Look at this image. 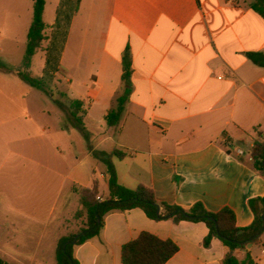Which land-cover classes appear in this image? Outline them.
Returning a JSON list of instances; mask_svg holds the SVG:
<instances>
[{
    "label": "crops",
    "instance_id": "crops-1",
    "mask_svg": "<svg viewBox=\"0 0 264 264\" xmlns=\"http://www.w3.org/2000/svg\"><path fill=\"white\" fill-rule=\"evenodd\" d=\"M253 2L46 0L47 40L34 58L42 57V72L49 67L52 83L67 85L70 105L82 102L90 140L74 118L66 119L55 93L50 98L42 92L57 105L42 109L49 121L36 136L46 143L39 148L43 154L13 156L23 165L38 161L48 173L43 192L57 197L49 208L25 198L0 200L1 259L55 264L57 243L68 236L70 225L71 206L64 196L73 186L91 189L96 181L100 199L110 197V175L96 152L127 154L113 159L126 188H152L159 202L186 211L198 204L210 213L228 208L239 229L252 225L250 202L264 198V177L249 154L264 140V18L252 9ZM27 23L28 37L32 21ZM7 42L0 32V60L18 69L27 39L23 57L15 55V39L10 46ZM127 51L132 94L119 125L111 128L106 117L123 89ZM16 60L20 66L9 63ZM20 120L34 122L27 110ZM142 233L178 246L166 264H223L227 254L219 239L204 244L206 224L154 221L136 208L109 213L100 235L75 247L74 257L79 264H122L123 247ZM250 249L255 263L264 264V234L259 246ZM235 256L242 261L246 252Z\"/></svg>",
    "mask_w": 264,
    "mask_h": 264
},
{
    "label": "trees",
    "instance_id": "trees-1",
    "mask_svg": "<svg viewBox=\"0 0 264 264\" xmlns=\"http://www.w3.org/2000/svg\"><path fill=\"white\" fill-rule=\"evenodd\" d=\"M67 1L80 2L81 0ZM45 8L46 0H33V20L27 37L26 54L22 65L20 68L14 69L0 60V72L6 75H16L33 89L54 98V90L50 86L52 77L49 67L44 69L41 78L35 77L31 70L34 56L43 50V45L47 40V24L44 21ZM252 9L264 18V0H254ZM250 57L257 61L256 55H250ZM123 70L122 92L116 98L113 108L106 117L107 126L111 128L119 125L132 94V59L129 51L126 52L123 58ZM82 106L83 104L80 101L71 102V114L79 131L89 141L90 134L83 123L85 112L82 110ZM249 154L254 168L264 177V140L256 142L254 147L249 150ZM126 156L125 152L119 150L110 153H95V157L105 164L110 175V197L105 200H98L100 195L96 181L91 189L81 188L79 192L80 202L87 219V227L58 241L55 253L57 264H79L74 257L75 247L99 236L104 226V219L109 213L125 212L136 208L144 211L148 218L154 221L172 219L175 222H202L206 224L209 230L204 244L209 246L213 239H219L226 247L227 254L223 264H256L249 245L259 246L264 234V198H258L250 202L255 220L251 226L239 229L236 226V215L231 209L226 208L218 213H210L201 204H198L191 210L186 211L180 207L159 202L152 188L139 186L132 190L122 186L119 183L113 159L121 160ZM76 236H79L77 243L67 245L68 242H73ZM178 250V246L172 241L161 240L150 233H142L137 239L123 247L122 264H166L178 253ZM239 250L246 252L245 259L242 261L235 256L236 251ZM0 264L10 263L0 258Z\"/></svg>",
    "mask_w": 264,
    "mask_h": 264
},
{
    "label": "rangeland",
    "instance_id": "rangeland-1",
    "mask_svg": "<svg viewBox=\"0 0 264 264\" xmlns=\"http://www.w3.org/2000/svg\"><path fill=\"white\" fill-rule=\"evenodd\" d=\"M18 13L21 15L19 16ZM32 16V0H24L21 3L17 0H0V32L6 36L8 46L11 44V38L19 43V46L14 49L16 56L23 57L25 53L23 42L27 39V34L24 33V27L28 24V20L31 23ZM76 38L81 41L84 36H76ZM0 59L3 60L2 57ZM9 63L14 66L21 65L19 60ZM43 67L42 57L36 56L32 64L33 75L39 78L43 77ZM51 71L54 73V70ZM50 86L56 97L59 98L58 100L62 102L66 119L74 120L71 115L70 101L66 98L67 85L57 83L54 79ZM56 106L45 94L33 89L19 77H7L0 72V200L4 199L10 203L17 197L25 198L31 203H42L43 208H49L55 202L57 197L55 194L43 192L47 170L40 167L38 161L23 165V162L15 159L13 155L23 156L25 153L39 157L43 154L39 148L46 143L36 136L40 127L49 121L46 120L47 117H43L42 109L56 108ZM23 110H27L31 114L34 122L23 124V121L20 120ZM28 136L32 140L27 141ZM24 167L26 168L24 169ZM80 190L81 188L73 186L71 194L64 196V202L71 206L67 220L70 224L69 231L66 232L68 235L87 227V219L80 202ZM42 211L44 213V210ZM54 262L57 264L56 260Z\"/></svg>",
    "mask_w": 264,
    "mask_h": 264
},
{
    "label": "water",
    "instance_id": "water-1",
    "mask_svg": "<svg viewBox=\"0 0 264 264\" xmlns=\"http://www.w3.org/2000/svg\"><path fill=\"white\" fill-rule=\"evenodd\" d=\"M99 222H100V220H99ZM78 238H79V236H76V237L74 238L73 242H68L67 245H68V244H74V245H75V244L77 243ZM65 247H66V245H65ZM249 248H252V245H249Z\"/></svg>",
    "mask_w": 264,
    "mask_h": 264
},
{
    "label": "built area",
    "instance_id": "built-area-1",
    "mask_svg": "<svg viewBox=\"0 0 264 264\" xmlns=\"http://www.w3.org/2000/svg\"><path fill=\"white\" fill-rule=\"evenodd\" d=\"M236 152H237L239 155H241V156L245 154V152H244L242 149H237ZM98 200L101 201L100 197H98Z\"/></svg>",
    "mask_w": 264,
    "mask_h": 264
}]
</instances>
